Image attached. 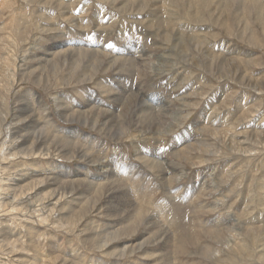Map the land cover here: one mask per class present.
Instances as JSON below:
<instances>
[{
	"label": "rangeland",
	"instance_id": "374dc122",
	"mask_svg": "<svg viewBox=\"0 0 264 264\" xmlns=\"http://www.w3.org/2000/svg\"><path fill=\"white\" fill-rule=\"evenodd\" d=\"M138 1L0 0V264H264V0Z\"/></svg>",
	"mask_w": 264,
	"mask_h": 264
},
{
	"label": "bare ground",
	"instance_id": "6f19581e",
	"mask_svg": "<svg viewBox=\"0 0 264 264\" xmlns=\"http://www.w3.org/2000/svg\"><path fill=\"white\" fill-rule=\"evenodd\" d=\"M224 1V0H223ZM137 2H139L138 0H137ZM240 2V1H239ZM241 2H242V0H241ZM240 2V3H241ZM261 2V1H260ZM113 3V2H112ZM138 4V3H137ZM232 4V3H231ZM260 5V4H259ZM137 6V5H136ZM255 7H256V5H255ZM249 8V7H248ZM259 9V8H258ZM263 9V8H262ZM124 10V9H123ZM160 11H161V9H160ZM135 12V11H134ZM161 15V14H160ZM252 15V14H251ZM143 18V17H142ZM156 18V17H155ZM241 18V17H240ZM161 19V18H160ZM233 20V19H232ZM251 20V19H250ZM151 21V20H150ZM254 23V22H253ZM260 31V30H259ZM149 33V32H148ZM249 33V32H248ZM250 34V33H249ZM182 41V40H181ZM240 41V40H239ZM63 44V43H62ZM65 44V43H64ZM63 44V45H64ZM61 45V44H60ZM176 45V44H175ZM62 46V45H61ZM66 46V45H65ZM213 48V47H212ZM79 49V48H78ZM214 49V48H213ZM70 50V49H69ZM212 50V49H211ZM63 51H64V49H63ZM80 51H81V49H80ZM84 51V50H83ZM133 51V50H132ZM131 51V52H132ZM49 52V51H48ZM82 52V51H81ZM216 52V51H215ZM222 52V51H221ZM59 53V52H58ZM90 53H92V52H90ZM66 54V53H65ZM72 54V53H71ZM88 54V53H87ZM215 54V53H214ZM45 55H47V54H45ZM49 55V54H48ZM51 56V55H50ZM76 56V55H75ZM79 56V55H78ZM73 57V56H72ZM87 57V56H86ZM88 57H89V55H88ZM133 57V56H132ZM146 57V56H145ZM205 57H206V60H207V62H214L215 60L216 61H219V60H217L219 57L216 55V56H214L210 51H207L206 52V54H205ZM224 57H226V56H224ZM67 58V57H66ZM91 58V57H90ZM129 58V57H128ZM222 58H223V56H222ZM42 59H44L45 61H46V57L44 56ZM42 59H40V60H42ZM68 59V58H67ZM66 60V59H65ZM75 60V59H74ZM77 60V59H76ZM79 60V59H78ZM83 60V59H82ZM129 60H130V58H129ZM186 60V59H185ZM48 61V60H47ZM80 61V60H79ZM79 61H77L78 63H80ZM139 61H140V59H139ZM139 61H137V62H139ZM142 61H144L143 59H142ZM76 62V61H75ZM132 62V61H131ZM206 62V61H205ZM51 63V62H50ZM140 63V62H139ZM45 64V63H44ZM52 64V63H51ZM208 64H210L211 65V63H208ZM214 64V63H213ZM219 64V63H218ZM143 65V64H142ZM119 67V66H118ZM250 67V66H249ZM142 69H144V68H142ZM30 75V74H29ZM109 75V74H108ZM31 79V78H30ZM238 80V79H237ZM124 85V84H123ZM130 86V85H129ZM122 89H124L123 87H122ZM256 89V88H255ZM261 91V90H260ZM114 96V95H113ZM132 100H133V97L131 98ZM135 99V98H134ZM147 99H149V96L147 95L146 97H145V99H143V102H142V104H143V110H145V109H147V110H150V111H152L153 109H154V107H152L151 106V104L147 101ZM125 101V100H124ZM137 101V100H136ZM140 101V100H139ZM88 102V101H87ZM117 102V101H116ZM128 102V101H127ZM92 103V102H91ZM66 104H67V102H66ZM75 104V103H74ZM185 104V103H184ZM102 106H104V104H101ZM69 106V105H68ZM134 106V105H133ZM70 107V106H69ZM81 107H84L83 105H81V104H77V105H72V107H70V109L71 110H74V108H75V110L76 109H78L79 108V110H80V108ZM101 108V107H100ZM98 110V109H97ZM96 110V111H97ZM131 110V109H130ZM80 111H83V110H80ZM69 112H71V111H69ZM74 112V111H73ZM73 112H72V114H73ZM86 112V111H85ZM174 112V111H173ZM78 113V112H77ZM80 113V112H79ZM113 113V112H112ZM16 114V119L17 120H19L20 121V119L22 118V114H23V112H22V114L21 113H15ZM81 114H82V112H81ZM85 114V113H84ZM137 114V113H136ZM186 114V113H185ZM60 115V114H59ZM80 115V114H79ZM143 115V114H142ZM154 115V114H153ZM69 116V115H68ZM85 117V116H84ZM96 117V116H95ZM143 118V117H142ZM75 119V118H74ZM140 119V118H139ZM33 120V119H32ZM81 120H84V119H82L81 118ZM145 120V119H144ZM212 120V119H211ZM22 121V120H21ZM87 121V120H86ZM88 122V121H87ZM33 123V122H32ZM30 124V123H29ZM31 125V124H30ZM30 127H32V126H30ZM27 128V127H26ZM130 128V127H129ZM210 129V128H209ZM16 130V129H15ZM201 130V129H200ZM171 133V132H170ZM33 134V133H32ZM34 134H35V132H34ZM9 135V134H8ZM16 135V134H15ZM227 135V134H226ZM32 136V135H31ZM222 137V136H221ZM11 138V137H10ZM195 140V139H194ZM39 141V140H38ZM41 141H42V139H41ZM41 141H39V142H41ZM183 141V140H182ZM248 141V140H247ZM246 141V142H247ZM10 142V141H9ZM184 142V141H183ZM195 142V141H194ZM254 143V142H253ZM43 144V143H42ZM183 144V143H182ZM219 144V143H218ZM6 145H7V142L5 141V142H3V144H2V146H1V148H0V152L2 153V158H6V156H7V154H6V149H7V147H6ZM18 145H19V143H18ZM12 146V145H11ZM53 146V145H52ZM225 146V145H224ZM242 146V145H241ZM240 146V147H241ZM20 147V146H19ZM215 147V146H214ZM226 149V148H225ZM11 151H12V149H10ZM33 150V149H32ZM48 151L50 150V148L48 147V149H47ZM186 150V149H185ZM35 151V150H34ZM226 151V150H225ZM249 151V150H248ZM42 152H43V150H42ZM53 152V151H52ZM51 152V153H52ZM78 152V151H77ZM82 152V151H81ZM84 152V151H83ZM232 152V151H231ZM11 153V152H10ZM17 153V152H16ZM46 154H49V152H47ZM85 154V153H84ZM43 155V154H42ZM86 155V154H85ZM8 156H9V154H8ZM91 156V155H90ZM89 156V157H90ZM93 157V156H92ZM60 159V158H59ZM2 160V159H1ZM68 160H69V158H68ZM89 162V161H88ZM105 162V161H104ZM92 163V162H91ZM95 163V162H94ZM100 164V163H99ZM103 164V163H102ZM101 165V164H100ZM86 166H87V164H86ZM101 169L102 170H107L108 169V167L106 166V165H102V167H101ZM32 172V171H31ZM104 172V171H103ZM39 174V173H38ZM109 174V173H108ZM107 174V175H108ZM33 175V174H32ZM35 176H36V174H34ZM33 175V176H34ZM79 175L80 176H82L83 174H82V172L81 173H79ZM106 175V176H107ZM115 175V174H114ZM109 176V175H108ZM23 177H25V175L23 176ZM22 178V177H21ZM29 178V177H28ZM51 178V177H50ZM55 178V177H54ZM90 178V177H89ZM23 179V178H22ZM116 179V178H115ZM18 180V179H17ZM66 180V179H65ZM83 180V179H82ZM81 180V178H79L78 179V181H75V182H77V183H83V181ZM9 181H10V179H9ZM112 181V180H111ZM42 182H44V181H42ZM42 182L41 181H39V182H37L36 184H34L35 186H37V185H41L42 184ZM85 182H86V180H85ZM84 182V183H85ZM16 184H17V182H15ZM14 183V184H15ZM92 182H89L88 181V184H91ZM7 185V184H6ZM119 185V184H118ZM17 186H18V184H17ZM35 186L34 187H31L32 189H34L35 188ZM0 188H2V186L0 187ZM40 189V188H39ZM78 189V188H77ZM116 189V188H115ZM38 189H36V191H37ZM83 190V189H82ZM26 191V190H25ZM34 191V190H33ZM40 191V190H39ZM23 193V192H22ZM41 193V192H40ZM39 193V194H40ZM4 194V193H3ZM2 194V195H3ZM59 194V193H58ZM5 195V194H4ZM3 195V196H4ZM7 195V194H6ZM5 195V196H6ZM102 195V194H101ZM9 196V195H8ZM7 196V197H8ZM37 196V195H36ZM57 195V193L56 194H54V195H52V196H50V197H46V201L48 202V204L46 203V208L44 207V208H42L43 210H46L49 206V202H53L54 200H56V202L58 201V198L60 197V196H58ZM12 197V196H11ZM10 197V198H11ZM28 197V196H27ZM26 197V198H27ZM45 197V196H44ZM5 198V197H4ZM13 198V197H12ZM23 198V197H22ZM43 198V197H42ZM92 198V197H91ZM4 200H7L8 202H9V200H8V198L7 199H4ZM19 200H21V199H19ZM23 200V199H22ZM115 200V199H114ZM1 201V200H0ZM13 201V200H12ZM26 201V200H25ZM36 202V201H35ZM56 202H54V204L56 203ZM32 203H34V202H32ZM37 203H39V202H37ZM42 203V202H41ZM114 203V202H113ZM16 204V203H15ZM43 204V203H42ZM116 204V203H115ZM40 205V204H39ZM38 205V206H39ZM56 205H57V203H56ZM101 205V204H100ZM113 205V204H112ZM6 205L5 204H3L2 205V202H0V208H2V209H4V207H5ZM11 206V205H10ZM17 206V208L19 209V207H18V205H16ZM41 206V205H40ZM45 206V205H44ZM48 206V207H47ZM58 206H59V202H58ZM113 207V206H112ZM7 207H5V209H6ZM28 208H33V205L31 204V201L28 203V205H27V209ZM40 208V207H39ZM52 208H53V206H52ZM55 208V207H54ZM114 208V207H113ZM121 208V207H120ZM9 209V208H8ZM13 209V208H12ZM15 209V208H14ZM41 209V208H40ZM48 209H50V208H48ZM56 210V209H55ZM116 210V209H115ZM114 210V211H115ZM35 211V210H34ZM37 211V210H36ZM98 211V210H97ZM119 211V210H118ZM39 212V211H38ZM103 212V211H102ZM127 212V211H126ZM44 213V212H43ZM121 213V212H120ZM118 214V213H117ZM67 215V214H66ZM57 217V216H56ZM60 218V217H59ZM66 218V217H65ZM113 218H114V216H113ZM128 218V217H127ZM39 219V218H38ZM41 219H43V220H47V217L46 216H43ZM145 219H147V217L145 218ZM69 220V219H68ZM114 221V220H113ZM144 221H147V220H144ZM116 222V221H115ZM138 223V222H137ZM136 223V224H137ZM146 223V222H145ZM112 224H114V223H112ZM121 224V223H120ZM142 223L140 222V223H138L137 225L138 226H140ZM110 225V224H109ZM115 225V224H114ZM111 226V225H110ZM113 226V225H112ZM133 226V225H132ZM138 226H136V228L138 227ZM157 226V225H156ZM129 227V226H128ZM134 227H135V225H134ZM133 227V228H134ZM142 227V226H141ZM68 228V227H67ZM127 228V227H126ZM132 228V227H131ZM129 229V230H131L132 231V229ZM105 229V228H104ZM128 229V228H127ZM135 229V228H134ZM138 229H139V227H138ZM110 230H112V229H110ZM115 230V229H114ZM124 230H125V227H124ZM145 230H147L148 232L150 231V228L149 229H145ZM120 231V230H119ZM119 231H118V229L116 230V231H113L112 233L113 234H111V235H113V236H116V235H118V237H119ZM127 232V231H126ZM138 232V231H137ZM137 232H135V234H137ZM128 233V232H127ZM130 233V232H129ZM157 233V232H156ZM110 234V233H109ZM238 234V233H237ZM99 235V234H98ZM126 235V234H125ZM145 234H142L141 236H144ZM108 236V235H107ZM162 236V235H161ZM109 238H110V236H108ZM108 237H106V239L108 238ZM117 237V236H116ZM121 238V237H120ZM117 239V238H116ZM8 241V240H7ZM110 241H114L113 240V238H110ZM155 241V240H154ZM115 242V241H114ZM261 243H262V241H261ZM108 244H109V241H106L105 242V244L103 245L104 247L105 246H108ZM146 244V243H145ZM260 244V243H259ZM262 244H264V243H262ZM110 245V244H109ZM145 246V245H144ZM236 246V245H235ZM111 247V246H110ZM260 247H263L262 245L260 246ZM125 249V248H124ZM119 251V250H118ZM123 251V250H122ZM129 252V251H128ZM10 253V252H9ZM12 253V252H11ZM8 254V253H7ZM112 255V254H111ZM21 258V257H20ZM19 260V259H18ZM146 262V261H145ZM29 263V262H28Z\"/></svg>",
	"mask_w": 264,
	"mask_h": 264
}]
</instances>
